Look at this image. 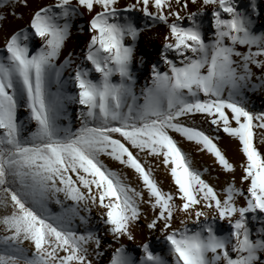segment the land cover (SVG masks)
Listing matches in <instances>:
<instances>
[{
	"label": "snow or ice",
	"instance_id": "6c2138e0",
	"mask_svg": "<svg viewBox=\"0 0 264 264\" xmlns=\"http://www.w3.org/2000/svg\"><path fill=\"white\" fill-rule=\"evenodd\" d=\"M20 7L31 8L30 0H0V21L6 13L22 20ZM209 9L214 31L206 37ZM134 11L151 24L122 15ZM84 12L91 36L83 60L69 52L59 63L71 20ZM261 14L256 0L247 9L237 0H133L123 9L120 0H55L33 8L0 48V264H98L103 237L77 226L89 224L93 209L120 245L109 264H264V111L246 95L264 91ZM157 23L167 30L162 49L137 90L135 42ZM221 131L244 159L239 186L233 178L218 192L176 137L234 174ZM106 159L132 170L138 184ZM161 166L174 190L157 179ZM142 221L168 257L150 239L138 259L127 252L122 241L135 240ZM218 223L228 231L218 233Z\"/></svg>",
	"mask_w": 264,
	"mask_h": 264
},
{
	"label": "rangeland",
	"instance_id": "374dc122",
	"mask_svg": "<svg viewBox=\"0 0 264 264\" xmlns=\"http://www.w3.org/2000/svg\"><path fill=\"white\" fill-rule=\"evenodd\" d=\"M55 0H30V3L32 5L31 8H18L17 15H23V19H16L12 17L10 14L6 13V19L3 21H0V43L1 40L4 38L5 34L19 29L22 24L27 23L28 18L30 17L31 11L33 8H35L37 5H47L50 3H54ZM133 0H120V7L124 6L126 7L128 4H131ZM193 8H196L195 6H192ZM88 15V16H87ZM90 15L85 12L82 16H77L71 20V35L69 36L68 40L66 41L65 48L63 50V54L61 57V60L59 63L63 62V59L67 56L69 52L73 54V58L76 60H83V53L86 51V45L90 40L91 33L88 31V21ZM133 22L139 26L144 28V26L141 25L140 21L133 20ZM147 24H151L150 21L147 22ZM81 25H84V30L81 31ZM256 26L258 25V21L256 20ZM156 27V25H155ZM155 27L146 28V30L141 34L139 39L135 42V57L133 62V73L136 76L137 79V90H139L140 87H142L146 82L150 80V68H149V61L152 60L153 54H156L159 56L160 50L158 49L160 44L158 42V37H155L153 40V43L150 46H147L145 42L147 41V35L151 33V31L156 30ZM164 29V28H162ZM90 34V36H88ZM207 37V36H206ZM128 42H130V38H127ZM71 41V42H70ZM40 46V42L37 39H35L32 43L33 50L37 49ZM144 58V63L141 64L139 61V58ZM246 95L249 97L250 100V106L253 107L256 111H264V94L259 95L256 97L254 95V92H248ZM69 111L72 114V120L73 125L78 127L79 122L76 118V112L78 111V106L73 105L69 109ZM23 116L24 114L21 113ZM199 120V118H198ZM203 127L205 130H208V125L204 124ZM221 139H220V147L225 151L227 157L229 160L231 159L228 155V146L227 142L225 141L227 134L223 133L222 131L219 133ZM178 140L181 141L182 147L185 151L191 154L193 162L197 168L200 170H203L207 168L209 171L205 173V179L209 180L210 183L216 186L217 191H221L227 182L231 181L233 178L235 179L232 174L226 173L225 175L220 172V166L215 162L214 157H212L210 154H207L206 152L200 153L198 156H194L192 152V147L188 144H186L187 141L183 140V138L179 137L177 135L176 137ZM262 146V145H261ZM260 146V150H261ZM194 157V158H193ZM197 157V158H196ZM150 159V158H149ZM196 160V161H195ZM106 163L111 167L113 170L120 171L123 175H126L128 178V182H130L133 186H136L138 184V181L132 172V170L124 168L123 166L119 165L117 162L110 161L106 159ZM154 163V162H153ZM237 169L240 173L242 172L240 170L239 165L237 166ZM155 175L157 179L162 183V187L164 190H174L173 182L171 181V177L168 173V171L163 167H159L155 169ZM222 175V176H221ZM216 176V177H215ZM226 176V177H225ZM224 178H226L224 180ZM237 185L239 186L238 178L235 179ZM238 181V182H237ZM53 211H58L59 207L55 205L54 203L50 205ZM77 226L79 228V231L83 232L85 230V227L88 229L97 231L100 236L103 237V244L105 246V254L103 257L100 258L98 264H109L110 257L112 254V251L119 247L120 245L115 243L111 236L105 235L104 228L105 226L102 224V222L99 219V213L98 210L93 209L91 214V219L89 221V224L87 226L79 225V222L77 221ZM136 239L133 241H128L127 239H124L122 241L123 245L125 246L127 252L130 255H136L135 258L138 259V255H142V252L138 249L142 243L147 242L149 239L151 242H154L156 237H159V233H149L146 228L143 227V221L141 222V226L136 229L135 231ZM111 244L112 247L108 248L107 245ZM25 247H30V245L25 244ZM136 249V251H135ZM135 252V253H134ZM140 252V253H139ZM165 257H168V252L164 254Z\"/></svg>",
	"mask_w": 264,
	"mask_h": 264
},
{
	"label": "bare ground",
	"instance_id": "6f19581e",
	"mask_svg": "<svg viewBox=\"0 0 264 264\" xmlns=\"http://www.w3.org/2000/svg\"><path fill=\"white\" fill-rule=\"evenodd\" d=\"M256 2H257L258 10L262 14L256 18V20L258 21V25L257 26L255 25V31L260 33V32H264V0H256ZM249 3H250V0H237V4L241 9H247L249 7ZM121 8L123 9L124 6H121ZM190 8L192 11L196 10V8H193L191 5H190ZM210 12H211V9H209L206 13L205 35L207 37L210 36L212 34V32L214 31L210 26ZM122 15L129 16L130 18H132V20L140 21L142 26H144L148 22L147 19L143 16V13H141L139 11H134L131 13H122ZM90 18H89V20H90ZM28 20H29V18H28ZM26 25H27V23H26ZM26 25L22 24L21 27H25ZM81 26H83V28H84V25H81ZM155 28H156V30L151 31V33L147 35V38H146L147 41L145 42V44L147 46H150L153 43V40L155 39V37H158V42L160 44L158 49L161 51L162 45H163V37L166 34L167 30L163 24H159V23L156 24ZM162 28H164V29H162ZM88 36H90V34H88ZM3 41H4V38L1 40L0 48L3 47ZM157 59H158V55L153 54L152 60L149 61V68L150 69H151L152 63L155 62ZM258 93H259V95H261V94H264V91H256V92H254V95L257 97ZM225 141L227 142V146L229 147L227 153H228L229 157L231 158L230 162L234 163L237 166L240 165L244 158L239 151V146H238L237 142L228 136H226ZM186 144H188V146L190 145V147H192V149H193L192 152H193L194 156H198L200 153H202L201 151H198V148L195 144H193L191 142H186ZM261 151L264 152V145L261 146ZM237 169L238 168L236 167V171L234 174H232V176H234L235 179L238 178V181H239L240 176L242 175V172L240 173L238 171L239 169L238 170ZM220 172L224 175L226 174L221 168H220ZM225 179L226 178H224V180ZM251 226L254 230L258 227V225H256V224H252ZM217 230H218V233H223L225 231H228V226L226 223L225 224L218 223L217 224ZM151 247H152L154 252H156L162 256H165L164 254L168 252V245L163 241L162 237H160V238L156 237L154 242H151ZM138 249L142 252L141 246ZM135 251H136V249H135ZM131 256L136 257V255H131ZM140 256L141 255H138V258Z\"/></svg>",
	"mask_w": 264,
	"mask_h": 264
}]
</instances>
